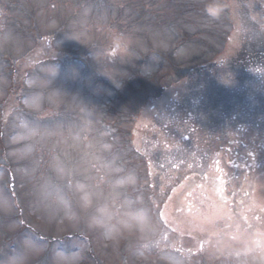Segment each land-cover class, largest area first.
I'll return each mask as SVG.
<instances>
[{"label":"rangeland","instance_id":"374dc122","mask_svg":"<svg viewBox=\"0 0 264 264\" xmlns=\"http://www.w3.org/2000/svg\"><path fill=\"white\" fill-rule=\"evenodd\" d=\"M182 35L188 40L176 47ZM242 46L264 57V0H0V264H81L89 244L115 263L198 264L199 251L186 244L199 247L204 235L188 230V239L185 229L203 224L210 204L193 182L208 162L193 148L159 155L154 147L172 142L175 102L183 98L179 116L193 92L197 142L211 129L234 155L262 153L263 132L235 135L240 122L222 118L220 102L235 97L237 84L263 80L253 69L264 68L261 60L233 61ZM209 51L215 56L208 61ZM184 136L178 129L175 141ZM223 159L216 165L238 178L229 190L245 194L237 184L250 180L252 199L264 209V174L251 179ZM243 198L234 212L249 211ZM216 203L204 227L223 216ZM100 204L117 214L141 207L149 225L105 240L88 227ZM217 233L207 255L245 243Z\"/></svg>","mask_w":264,"mask_h":264},{"label":"flooded vegetation","instance_id":"af4514ba","mask_svg":"<svg viewBox=\"0 0 264 264\" xmlns=\"http://www.w3.org/2000/svg\"><path fill=\"white\" fill-rule=\"evenodd\" d=\"M251 210V209H250ZM226 217V216H224ZM227 218L222 219L221 234L225 240L231 241L245 240V243L238 245H229L223 247L217 254L207 258L201 264H211L218 260V264H264V223L259 213L251 210L234 212L231 222H226ZM237 221V222H236ZM224 240V241H225ZM252 240V242H251ZM86 264H119L107 257H103L98 261ZM120 264H130L128 262Z\"/></svg>","mask_w":264,"mask_h":264},{"label":"clouds","instance_id":"9594fccd","mask_svg":"<svg viewBox=\"0 0 264 264\" xmlns=\"http://www.w3.org/2000/svg\"><path fill=\"white\" fill-rule=\"evenodd\" d=\"M148 225L146 210L135 206H128L117 214L110 206L100 204L88 216V227L105 240L117 238L124 233H142Z\"/></svg>","mask_w":264,"mask_h":264},{"label":"trees","instance_id":"16d2710c","mask_svg":"<svg viewBox=\"0 0 264 264\" xmlns=\"http://www.w3.org/2000/svg\"><path fill=\"white\" fill-rule=\"evenodd\" d=\"M256 166V170L254 171V174H258L260 172H264V163L262 164H258V165H255Z\"/></svg>","mask_w":264,"mask_h":264}]
</instances>
